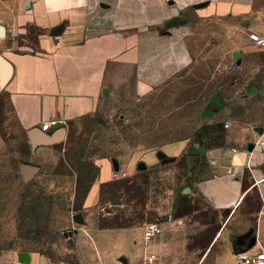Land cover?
Returning a JSON list of instances; mask_svg holds the SVG:
<instances>
[{
  "label": "rangeland",
  "instance_id": "1",
  "mask_svg": "<svg viewBox=\"0 0 264 264\" xmlns=\"http://www.w3.org/2000/svg\"><path fill=\"white\" fill-rule=\"evenodd\" d=\"M239 28L231 20L191 21L181 34L190 39L188 65L145 96L135 91L133 69H121L97 112L72 125L63 141L39 157L7 108L6 96L0 95V264H95L92 250L96 254L98 240L91 230L128 229L136 239L148 224L169 216L153 240L160 264H198L229 217V212L205 207L190 187L215 164L211 147L227 138L224 123L210 124L204 113L211 95L239 77L236 48L230 43L231 35L241 34ZM239 113L245 116V110ZM216 125L218 132L212 133ZM179 143L185 148L174 152ZM159 151L166 161L156 159ZM25 161L39 167L28 182L21 172ZM106 161L123 170L101 185L86 206ZM142 162L146 170L139 169ZM250 199L249 212L256 213L258 204ZM77 214L84 223L75 221ZM246 218L219 242L241 235ZM258 239L264 244V226H259ZM219 253L217 247L210 259ZM24 254L29 262L19 260Z\"/></svg>",
  "mask_w": 264,
  "mask_h": 264
},
{
  "label": "crops",
  "instance_id": "2",
  "mask_svg": "<svg viewBox=\"0 0 264 264\" xmlns=\"http://www.w3.org/2000/svg\"><path fill=\"white\" fill-rule=\"evenodd\" d=\"M175 20L181 24L168 26ZM193 20H231L241 31L230 36L236 48L233 60L235 53L240 54L234 60L239 77L211 95L204 113L210 124L224 123L227 138L211 147L215 164L207 166L209 174L190 187L205 207L229 212L198 264H237L235 254L249 236L257 238V249L250 253L264 250L258 239L259 226H264V116L259 114L264 107V50L257 51L249 39L251 33L264 35V0H0V95L6 96L7 108L30 143L32 130L43 137L64 130L66 136L53 144L59 143L72 125L97 112L121 69H133L135 91L145 96L188 65L190 39L181 34ZM59 27L63 32L53 36ZM242 110L245 116L239 113ZM45 123H52L49 132L41 129ZM33 147L38 157L49 152L48 146L42 151ZM184 148L179 143L173 151ZM117 172L108 161L101 165L86 206ZM250 198L258 204L256 213L249 212ZM245 216L241 235L232 242H219L227 231L238 230ZM91 232L98 240L96 254L92 250L95 264L143 261L144 231L136 239L128 229ZM217 247L220 253L210 259ZM150 249L160 264L158 244L152 241Z\"/></svg>",
  "mask_w": 264,
  "mask_h": 264
},
{
  "label": "water",
  "instance_id": "3",
  "mask_svg": "<svg viewBox=\"0 0 264 264\" xmlns=\"http://www.w3.org/2000/svg\"><path fill=\"white\" fill-rule=\"evenodd\" d=\"M181 24V20H175L172 22V24H169L168 26L171 25H179ZM63 27H59L56 28L53 32L52 35L53 36H58L63 32ZM0 32H3V28L0 27ZM240 57L239 53H235L234 54V60L237 61ZM8 78V74H6L3 77V81L5 82ZM107 94V93H106ZM66 136L65 131L64 130H60L56 135H47V137H43V136H39L36 131L32 130L29 132V139L31 141V144L35 147H37V151H42L44 149L47 148V146L61 140L62 138H64ZM250 150L253 149V145H250L249 147ZM157 159L159 160H163L166 161L167 160V155L165 153H163L162 151H159L156 153ZM139 169L141 170H146L147 169V165L145 163H140L139 164ZM115 170L118 171L119 170V164L115 163ZM21 172L22 175L24 177V180L26 182H28L29 180H31L38 172H39V167L37 166H32V165H28V164H23L21 166ZM75 221L77 223H84V218L82 214H77L75 216ZM257 244V238L255 235L249 236L247 239V242L245 243V245H242L238 248V252H246L249 251L250 249H252L255 245ZM19 260L21 262H29L30 261V256L29 254H24L22 255Z\"/></svg>",
  "mask_w": 264,
  "mask_h": 264
},
{
  "label": "built area",
  "instance_id": "4",
  "mask_svg": "<svg viewBox=\"0 0 264 264\" xmlns=\"http://www.w3.org/2000/svg\"><path fill=\"white\" fill-rule=\"evenodd\" d=\"M252 43L261 50H264V35H258L251 33L249 36ZM52 123H45L42 126L43 132H49L51 129ZM229 124L225 125V128H228ZM236 152V150H234ZM126 176V174H124ZM115 177L119 176V172L115 173ZM171 216L164 222H154L148 224L144 228V239L147 245L143 261L140 264H158V255L150 249L149 244L162 233L163 226L165 223L170 222ZM235 260L237 264H264V250H259L256 253L246 252H236Z\"/></svg>",
  "mask_w": 264,
  "mask_h": 264
}]
</instances>
